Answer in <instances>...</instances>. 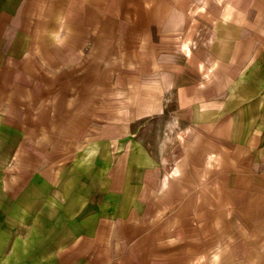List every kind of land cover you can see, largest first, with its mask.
Here are the masks:
<instances>
[{
  "label": "crops",
  "instance_id": "0c3cea01",
  "mask_svg": "<svg viewBox=\"0 0 264 264\" xmlns=\"http://www.w3.org/2000/svg\"><path fill=\"white\" fill-rule=\"evenodd\" d=\"M181 1L0 0V264H158L162 207L264 198V55L247 94L221 78L255 34L264 51V0H224L225 53L202 89L175 58Z\"/></svg>",
  "mask_w": 264,
  "mask_h": 264
},
{
  "label": "rangeland",
  "instance_id": "374dc122",
  "mask_svg": "<svg viewBox=\"0 0 264 264\" xmlns=\"http://www.w3.org/2000/svg\"><path fill=\"white\" fill-rule=\"evenodd\" d=\"M226 5L224 0H182L179 4L182 8L179 15L184 14V33L178 29L174 35V53L180 62H189L191 82L194 81L191 85L195 88H212L217 84L219 76L215 73L221 61L216 54L225 53L217 44L220 39L224 42L228 38L213 29L218 25L228 27L231 23L223 10ZM215 8H218L216 14ZM259 11V6H254L249 12L261 16ZM242 24L251 26L252 23L243 20ZM253 25L259 28L263 20L258 17ZM253 38L256 43L251 54L240 58L241 62L230 77H221L222 94L249 92L245 74L252 65L260 70V60L264 55L261 35L255 34ZM164 124L162 118L154 122V131L162 129ZM179 153L180 146L173 140L171 149L167 151L168 163L162 165L160 175L172 174ZM204 200V212H179L181 203L175 202L170 203V208L165 206L159 211L160 220L168 219L173 227L162 240L169 244L168 256H161L162 261L158 264H264V198L222 195L221 198L206 196ZM149 218L150 213H147L144 219L148 221ZM144 227L143 234L149 231V224H144Z\"/></svg>",
  "mask_w": 264,
  "mask_h": 264
}]
</instances>
